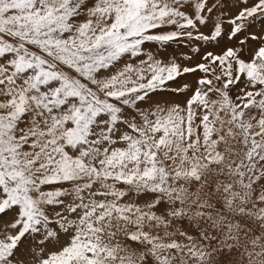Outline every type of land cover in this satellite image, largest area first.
I'll list each match as a JSON object with an SVG mask.
<instances>
[{
  "label": "snow or ice",
  "instance_id": "snow-or-ice-1",
  "mask_svg": "<svg viewBox=\"0 0 264 264\" xmlns=\"http://www.w3.org/2000/svg\"><path fill=\"white\" fill-rule=\"evenodd\" d=\"M0 264H264V0H0Z\"/></svg>",
  "mask_w": 264,
  "mask_h": 264
},
{
  "label": "rangeland",
  "instance_id": "rangeland-1",
  "mask_svg": "<svg viewBox=\"0 0 264 264\" xmlns=\"http://www.w3.org/2000/svg\"><path fill=\"white\" fill-rule=\"evenodd\" d=\"M179 51H181V52H186L187 49H186V48H181V49H179ZM168 53H170V54H176V53H173V50H172L171 48L168 49Z\"/></svg>",
  "mask_w": 264,
  "mask_h": 264
}]
</instances>
